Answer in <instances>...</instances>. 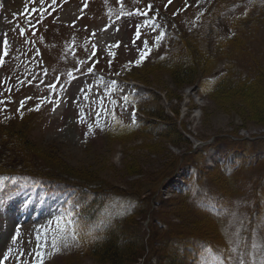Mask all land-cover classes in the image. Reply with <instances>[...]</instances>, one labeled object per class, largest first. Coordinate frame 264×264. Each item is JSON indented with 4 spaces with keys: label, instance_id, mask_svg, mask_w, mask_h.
<instances>
[{
    "label": "rangeland",
    "instance_id": "obj_1",
    "mask_svg": "<svg viewBox=\"0 0 264 264\" xmlns=\"http://www.w3.org/2000/svg\"><path fill=\"white\" fill-rule=\"evenodd\" d=\"M261 51L264 0H0V264H260Z\"/></svg>",
    "mask_w": 264,
    "mask_h": 264
},
{
    "label": "trees",
    "instance_id": "obj_2",
    "mask_svg": "<svg viewBox=\"0 0 264 264\" xmlns=\"http://www.w3.org/2000/svg\"><path fill=\"white\" fill-rule=\"evenodd\" d=\"M235 39V37H234ZM260 54H264V51H261ZM262 59V58H261ZM254 63V66H252L254 68L253 70V74H251L250 77L246 78L247 79V83H245L246 85H248L249 83H251L252 81H254L255 77L259 74V65L258 63L254 60L253 61ZM257 63V64H256ZM180 65V64H179ZM182 66V65H181ZM181 66H178L177 68H181ZM183 67H186L185 65ZM252 68V69H253ZM232 70H229L227 69V72H225L222 77L220 78V80L218 81V87H217V91L221 90L222 88H224L225 90L230 88V87H224L225 84L227 85L228 82H230V80H232L233 78L237 80V83L236 84H233L231 85V88H233V85L235 87H242L241 84L244 83V78L243 80H240L241 78H237L233 75L230 76V74H232V72H230ZM247 73V72H246ZM252 73V72H250ZM182 76L179 77V80H183L185 79L186 82L188 83H193L195 81V77H196V67L192 66L191 68H187V70H185L182 74ZM244 86V85H243ZM215 93V92H214ZM47 166V165H46ZM50 174V173H49ZM53 178V177H60L61 179L62 178H65V180H70V181H78V182H81L83 184H85L86 182V185L87 186H91L92 184H95V181H91V180H86V179H83V178H79L78 176L76 175H73L69 172H66V171H61L59 172V174L55 175V174H50V178ZM55 180V179H54ZM51 183H55V184H65L64 182H60V181H57V182H52ZM69 185V182L67 183ZM66 185V184H65ZM67 185V186H68ZM98 187V186H97ZM99 188V187H98ZM80 189V188H78ZM100 189H97V188H91L89 191H96V190H99V195H97V197L99 198L100 197V194L102 195V193H100ZM80 195H82L81 193H78L77 197H79ZM96 199V198H95ZM77 202L80 203L79 200H77ZM92 205H89L87 206L86 208H84V212H88L90 209H91ZM116 245L112 243H106L104 246H101V248H103L100 252H102L104 255H105V258H109V261H113V264H134L135 263V256L131 254V252L129 253V255H126L125 256V259L122 257V254H120V250L117 249V247H115ZM130 246H128L129 248ZM100 248V249H101ZM128 248H125L127 251ZM132 251V249L130 250Z\"/></svg>",
    "mask_w": 264,
    "mask_h": 264
},
{
    "label": "snow or ice",
    "instance_id": "obj_3",
    "mask_svg": "<svg viewBox=\"0 0 264 264\" xmlns=\"http://www.w3.org/2000/svg\"><path fill=\"white\" fill-rule=\"evenodd\" d=\"M41 2H43V0H41ZM169 3H171V0H169ZM139 36H140V33L137 31V38H139ZM159 39H160V37H157V40H159ZM144 45H145V48H147V41H144ZM147 50L149 52L151 51V49H147ZM113 55H114V53H113ZM145 55H146V53L144 51H141L140 59L137 60L136 63L137 64L141 63L143 61V59L145 58ZM81 63H83V62H81ZM88 70L89 71H93L92 68H89ZM69 75H71V73H69ZM125 99H127V98H125ZM101 103H102V101H101ZM21 106H23V105H21ZM38 108H39V106H37V109L36 110H38ZM97 126H98V122H97ZM92 128H93V126L92 125H89V129L92 130ZM2 185H3V180H0V186H2ZM0 203H2V201H0ZM60 219H62V218H60ZM56 223H57V225H59L60 224V220L58 219L56 221ZM63 231L65 233H67L68 230H67L66 226L64 227ZM17 235H18V233H17ZM71 237H72V239H76L77 238V234H76L75 229H72L71 230ZM61 238H64V237H61ZM36 239L39 242V241H41L42 237L40 235H37ZM52 246H53L54 249H56V251H59V248L57 246V237H55V236L52 239ZM253 247H257V245H253ZM260 247L264 248V245H261ZM208 251H213V250L212 249H208ZM9 252H11L10 249H9ZM36 254H37L38 257L43 256V253L42 252H37ZM217 256H218V258H220V254L219 253H217ZM4 259L6 260L7 259V256H5ZM253 260H255V257H253ZM38 264H40L39 261H38ZM221 264H223V258H221ZM240 264H243V261L242 260L240 261ZM260 264H264V254L261 255Z\"/></svg>",
    "mask_w": 264,
    "mask_h": 264
}]
</instances>
